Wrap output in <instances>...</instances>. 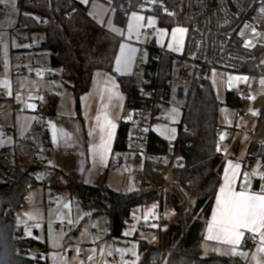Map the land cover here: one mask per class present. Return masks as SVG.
<instances>
[{
	"label": "crops",
	"instance_id": "obj_1",
	"mask_svg": "<svg viewBox=\"0 0 264 264\" xmlns=\"http://www.w3.org/2000/svg\"><path fill=\"white\" fill-rule=\"evenodd\" d=\"M71 1L87 8L88 16L95 23L120 37L117 57L120 56L121 44L127 46L126 54L128 48H135L137 51L127 69L121 67V70L117 71L115 59L111 71L102 69L93 73L88 91L80 97L78 113L75 107L74 93L68 85L69 83L62 79L61 70L57 66H51V57L48 51L43 49L44 38L41 39L43 43L40 48H36L32 55H26L25 61L22 60L25 47L20 44L18 39L23 37L24 31L30 33L18 26V20L22 13V0H15L13 6H9L8 12L1 8V6H8L0 3V16H3L0 18V161L6 162L1 155L2 151L6 150L11 158L15 147L29 135V130L37 120L36 112L47 104V102L40 101L39 90L42 87H47L46 77H53L57 107L55 114L50 115L47 120L53 157L51 160L46 159L44 147L42 148L41 165L36 173L40 172L43 180L37 179L38 182L31 188L39 185L36 186L39 187L36 189H38V193L41 190L43 195L31 197L30 188L27 191L26 202L20 208V210L25 209L28 216L31 215L35 218L28 221L17 214L23 224L19 236L31 240L35 244L27 250V255L32 260H36L37 264H135L141 256L140 241L149 246H157L166 237V233L165 236L161 234V229L166 222H169L166 216L169 213L175 214L169 206L163 211L159 199H154L145 205L133 208L130 216L131 221L124 227L121 237H112L109 236V221L104 215H93V212L86 211L67 189L53 188L50 184L44 186L43 181L46 176H51L53 170H58L64 174H77L85 185L91 187L105 185L112 190L120 189L128 192L132 186L133 188L137 186V183L131 181L130 178H124L121 184H116L108 175L110 170L115 173L121 170V168L116 171L111 169L112 161L120 157L118 152L113 151L114 141L120 122L122 120L130 121V117L124 113L127 98L117 77L132 76L135 82L137 72L141 68L139 65L142 57L141 33L143 31L153 30L155 32V40L152 43H147L148 51L150 47H154L166 51L170 55L178 56L184 52L188 29L183 36L177 33V38L180 40V43L177 44L172 40V30L176 28V25L171 30L164 26L161 27L160 20L154 14L131 11L127 17L126 26L121 27L114 22L116 7L113 6V2L115 0H87V3H82L81 0ZM133 12L145 17L141 21L145 26L140 29L139 38L133 32L132 38L129 39L128 24L131 22ZM149 17L155 20V24L151 27L147 26ZM161 30L166 33L162 38ZM169 44H172L173 47L170 48ZM31 68L38 71V79L34 80L28 76V70ZM18 72L20 73L18 74ZM58 74L63 81L62 85L66 88H61L58 85L56 80ZM144 79L143 75L142 82ZM135 83L137 84V82ZM66 89L72 92V99ZM174 96L176 102L178 100L176 92ZM161 109L165 113L164 120L153 122L151 128L159 137L172 143L176 140L178 128L175 126L181 123L183 111L181 108L179 110L175 107ZM174 109L178 115L173 112ZM173 115L176 117L175 121L172 119ZM108 121L115 124L114 129L107 126ZM226 122L227 125H222L219 121L220 128L217 130V154L224 160V165L220 182L217 185L214 205L202 231V255L238 257L247 264H264V252L258 251V248L264 246L261 245L259 234H256V241L248 242L247 247L242 248L240 245L245 241L248 231L242 230L244 235L236 245L225 242L223 236L216 239L218 233L215 228L211 234L208 232V225L216 207V197L224 184L225 169L229 167V162L232 165H240L233 184L236 191L244 190L264 194L261 193V188L264 187V184L260 182L261 161H256L253 165H248L246 162L248 150L254 138L237 132L239 129L238 119H236L234 127L229 124L228 117ZM172 128L176 129L174 137L171 132L165 131V129ZM221 136L224 138L221 139ZM100 152H103L105 157L103 162L98 155ZM176 154H179L178 151L173 156L165 157L166 159L172 157L168 161L171 172L172 165H175ZM180 162L181 160L177 165ZM229 175H231V169ZM141 185L142 182L138 189ZM161 213L166 219L162 226L157 223V218ZM143 227H147V230H143ZM210 235L213 238H209ZM64 249H66V253L63 254L61 251ZM241 253H246V255H241Z\"/></svg>",
	"mask_w": 264,
	"mask_h": 264
},
{
	"label": "trees",
	"instance_id": "obj_2",
	"mask_svg": "<svg viewBox=\"0 0 264 264\" xmlns=\"http://www.w3.org/2000/svg\"><path fill=\"white\" fill-rule=\"evenodd\" d=\"M147 0H115L114 22L121 27L127 24L131 11H143L158 17L161 27L171 30L176 21L166 15L162 8L151 5L145 9ZM18 26L30 32L44 33L43 49L51 57V66L61 70L62 79L69 83L80 111V97L87 92L96 70L111 71L117 57L120 37L95 23L87 14V8L71 0H22ZM153 54H159L157 59ZM170 54L150 47L147 58L139 66L144 69L145 86L150 89L157 103L153 108L158 113L161 90L169 75ZM126 95V107L148 105L140 96V86L132 76H118ZM225 105L234 108L238 97L226 92ZM183 105V116L173 144L181 157V165H172L174 181L166 183L162 173L161 156L170 145L154 131L148 134L149 157L143 172L145 180L138 191L118 192L108 186L85 185L75 173L64 174L53 170L50 186L67 189L73 198L93 215H104L109 221V236L121 237L124 227L130 222L133 208L159 199L162 210L167 199L169 207L178 214V220L166 232L165 245L149 246L140 241L141 253L138 264H247L238 257L202 255L203 228L209 219L214 198L222 175L224 160L217 154V130L220 128V110L213 82L194 83ZM55 94L47 104L39 108L37 120L29 135L15 147L7 162L0 161L5 176L0 174V264H32L26 252L35 246L13 232L12 221L25 204L27 191L37 182L36 172L41 165L42 148L50 141L47 120L56 112ZM260 120L264 119V107ZM133 121L122 120L118 126L113 151H131ZM9 165L15 166L12 175ZM190 199L194 201L190 202Z\"/></svg>",
	"mask_w": 264,
	"mask_h": 264
},
{
	"label": "built area",
	"instance_id": "obj_3",
	"mask_svg": "<svg viewBox=\"0 0 264 264\" xmlns=\"http://www.w3.org/2000/svg\"><path fill=\"white\" fill-rule=\"evenodd\" d=\"M150 5L162 8L166 15L180 21L187 26L188 38L181 55H170L168 76L165 79L161 90V106L172 100V84L169 80L176 82L177 99L184 103L188 99V91L194 83L200 85L206 80H211L215 71L222 73L233 72L247 77L241 86V95L238 96L236 106L237 119H241L247 114L253 117H260L264 105L257 111L252 108L256 101V93L264 88V43L261 36L264 35V0H147ZM2 10L8 12L9 6H1ZM171 13V14H169ZM259 34L258 38H250ZM25 48L22 60L25 61L26 55H32L36 48L34 41L30 38H19L18 40ZM160 53L163 52L159 50ZM154 59L159 54L152 55ZM31 79H38V71L34 68L28 70ZM20 72H18L19 74ZM47 87L39 90L40 101L48 102L54 94L53 77H46ZM140 86V96L148 105L139 108L132 106L125 107L124 113L130 117L133 123V138L131 140V151L134 159L141 165V171L136 178L141 182L145 180L143 168L149 157L147 137L151 133L152 124L155 121H163L165 113L160 110L158 113L153 111L157 101L145 84ZM219 109H222L225 102L218 100ZM240 105L238 109L237 106ZM246 106L247 110L242 109ZM18 108V105H16ZM147 129V131H145ZM44 156L51 160L53 149L49 142H45ZM176 147L169 145L166 152L160 157L165 163L167 155L173 156ZM3 159L7 162L10 154L5 150L1 152ZM261 161L260 182L264 184V127L255 136L248 150L247 164L253 165L256 161ZM121 156L111 163L112 170H119L125 163ZM181 165V162L178 164ZM15 166L9 165L8 174L12 175ZM51 177L46 176L43 185L50 183ZM178 220V214L172 215ZM157 223L162 226L166 219L161 213L157 218ZM13 232L20 235L23 224L20 218L16 217L12 221ZM147 230V227H143ZM257 235L251 232L246 234L245 241L240 245L246 248L247 243L256 241ZM19 253L26 256L27 252L20 249ZM61 253H66V249ZM131 259V257H130ZM32 264H37L34 260Z\"/></svg>",
	"mask_w": 264,
	"mask_h": 264
},
{
	"label": "snow or ice",
	"instance_id": "obj_4",
	"mask_svg": "<svg viewBox=\"0 0 264 264\" xmlns=\"http://www.w3.org/2000/svg\"><path fill=\"white\" fill-rule=\"evenodd\" d=\"M9 0H0V3H7ZM82 3H87V0H81ZM171 14V13H169ZM145 17L138 15L133 12L131 14V22L128 24L129 39L132 38L133 32H135L136 37L139 38L140 29L144 27L141 23ZM155 24V20L151 17L147 18V26L151 27ZM187 31L185 28H175L172 30V40L174 43L179 44L180 40L177 38V33L181 35ZM166 33L161 30V38ZM123 35V33H121ZM170 48L173 47L172 44L168 45ZM126 45L121 44L120 46V56L116 58L117 71L121 70V67L127 69L130 65L132 57L136 53L135 48H128L126 54ZM237 79H247V77H238ZM264 83V81H262ZM5 84L7 82L5 81ZM9 95L11 93L9 92ZM31 107V105H29ZM176 113V110H173ZM178 115V113H176ZM175 115L172 116L173 121H175ZM99 119V117H97ZM109 128L114 129L115 124L111 121L107 122ZM147 131V129H145ZM165 131L175 134L176 129H165ZM110 136V134H109ZM224 137L221 136V139ZM101 162L104 161L105 157L103 152L98 153ZM240 168L239 164L232 165L229 162V167L225 169L224 174V184L219 189L218 195L216 197V207L213 212L211 222L208 225V232L211 234L213 229L217 230L218 235L215 237L219 239L220 236L225 238V242L236 245L240 242L244 235V231L251 232L253 234H259L261 245H264V194L252 193L250 191H236L233 187L234 181L237 177V170ZM231 169V175H229V170ZM247 176V174H245ZM264 178V177H262ZM261 193H264V187L261 188ZM30 219H34V216L29 215ZM39 226V225H37ZM30 234V233H29ZM209 238H213L211 235ZM95 251V250H93ZM123 251V250H121ZM258 251L264 252V246L258 248ZM111 255V253H109ZM135 255V253H133ZM241 255H246V253H241Z\"/></svg>",
	"mask_w": 264,
	"mask_h": 264
},
{
	"label": "rangeland",
	"instance_id": "obj_5",
	"mask_svg": "<svg viewBox=\"0 0 264 264\" xmlns=\"http://www.w3.org/2000/svg\"><path fill=\"white\" fill-rule=\"evenodd\" d=\"M15 0H9V2L7 3H3L6 6H13ZM151 7L150 3H146L145 5V9H149ZM1 12V11H0ZM149 14V13H148ZM1 15V13H0ZM0 18H3V16H0ZM176 21V20H175ZM176 28L177 27H181V28H185L187 29V26L185 24H182L180 22L176 21ZM179 35H181L180 33H178ZM186 32L184 34H182L181 36L185 35ZM155 32L153 30H147V31H143L141 33V43L142 45V57H141V61L140 63H142L148 56V45L147 43H152L155 40ZM259 34H256L254 36H251L250 38L254 39V38H258ZM23 39L25 38H30L32 41H34V46L35 48H40V46L42 45L43 41H41V39L44 38V33L43 32H38V31H33V32H27L24 31L23 32V37H21ZM261 43H264V35L261 36ZM19 40V39H18ZM41 62V61H40ZM141 67V66H140ZM35 69V68H34ZM58 73V72H57ZM143 75H144V69L143 67L140 68L139 72H137V76H136V80L135 82H137V84L139 86L142 85V80H143ZM238 77L242 78L244 77L242 74H237V73H233V72H226V73H222L219 71H215L212 75V79H213V85H214V89H215V93L217 94V97L220 101H222L223 103L226 100V92H232L234 94H236V96H240L241 94V86L243 84V82H245V79H237ZM57 82L59 83L58 85L61 86V88L65 87L63 84V81L61 80L60 74H58L57 78H56ZM170 83L172 84V92H171V96H173V101L171 103H165L162 105V108H170V107H175L178 108L180 110L183 111V105L184 102L183 101H179L177 100L175 102V92H176V82L175 81H171L169 80ZM262 81H264V79H262ZM264 85V83H263ZM66 88V87H65ZM68 91V94H70L69 96L71 97L70 99H72V92L68 89H66ZM264 94V88L260 91H258L255 95H261ZM167 105V106H166ZM66 107V106H65ZM170 110V109H169ZM220 110V117H219V121L222 125H227L226 123V118L228 117L230 119V125L231 126H235V122L237 119V112L235 109H233L232 107L229 106H223L222 109ZM168 122V121H167ZM180 124V123H179ZM238 124H239V129L237 130V132L239 134H244V135H248L251 136L252 138H255V136L258 134V132L264 127V119L260 120L259 117H253L251 120L249 121H245L243 119V117L241 119H238ZM178 126V125H177ZM177 126H175L176 128H178ZM171 146H174L173 144L174 142H169ZM120 157L122 156L126 161L123 164V166L121 167V170L118 173L112 172L111 170L109 171V176L110 179L114 181V183H119L121 184L123 179L126 178H130L131 181L136 182L137 186L135 188H133V186L131 187L130 191H135L138 189L141 181H139L138 179H136V175L139 171H141V165L134 159V154L132 151H121L118 152ZM169 157V156H168ZM176 158L174 159V164L177 165V163L179 162V160H181V157H179V154H176L175 156ZM172 159V157H169L166 159L163 167H162V173L166 179V183L171 182L174 180V175L171 172V168L168 166V161H170ZM40 173V172H39ZM39 173H36V178L38 180H43L41 178V175ZM38 182V181H37ZM39 186V185H36ZM35 188H31V190H29V193H31V197L33 196H42L43 194L41 193V190H39L38 193V189L39 187ZM114 190V189H113ZM116 191L122 192L120 189H115ZM127 191V190H126ZM30 197V198H31ZM167 199L165 198V205H164V210L168 209V203L166 202ZM193 202L194 199H190V202ZM19 217L24 218L25 220L31 221V219L29 218L27 211L25 209L19 210L17 212ZM172 214L169 213V215L166 216V218L169 219V222H166L165 226L161 229V234L163 236H165L167 230L170 228L171 225L174 224L175 219L172 218L171 216ZM161 244L165 245V240H163V242ZM139 263V259L135 262V264ZM39 264V263H38ZM42 264V263H40Z\"/></svg>",
	"mask_w": 264,
	"mask_h": 264
},
{
	"label": "water",
	"instance_id": "obj_6",
	"mask_svg": "<svg viewBox=\"0 0 264 264\" xmlns=\"http://www.w3.org/2000/svg\"><path fill=\"white\" fill-rule=\"evenodd\" d=\"M263 105H264V95H260V96L257 97L256 101L253 103L252 108H253L254 110L257 111V110L260 109ZM237 108L239 109V108H240V105H238ZM242 109L247 110V109H246V106L242 107ZM243 119H244L245 121H249V120L252 119V115L247 114V115H245V116L243 117ZM0 174H1L2 176H5V171H4L1 167H0Z\"/></svg>",
	"mask_w": 264,
	"mask_h": 264
}]
</instances>
